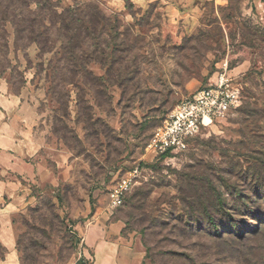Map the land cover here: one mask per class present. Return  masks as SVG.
I'll return each instance as SVG.
<instances>
[{"label": "rangeland", "instance_id": "rangeland-1", "mask_svg": "<svg viewBox=\"0 0 264 264\" xmlns=\"http://www.w3.org/2000/svg\"><path fill=\"white\" fill-rule=\"evenodd\" d=\"M61 1L94 3L92 12L109 19L96 32L109 46L100 39V48L77 50L90 55L84 70L54 86L53 67L62 82L68 62L61 43L49 52L17 45L9 28L0 76L39 113L45 165L17 182L28 195L14 220L15 256L2 244L0 264H74L83 228L103 216L123 223L122 237L144 248L145 264H264V0ZM223 75L240 87V104L187 150L147 153L177 104ZM137 167L138 182L112 207L110 189ZM0 175L16 186L11 173ZM219 203L241 232L229 225L224 236L210 234L209 215L226 218ZM83 256L95 259L92 250Z\"/></svg>", "mask_w": 264, "mask_h": 264}, {"label": "crops", "instance_id": "crops-1", "mask_svg": "<svg viewBox=\"0 0 264 264\" xmlns=\"http://www.w3.org/2000/svg\"><path fill=\"white\" fill-rule=\"evenodd\" d=\"M39 120V113L28 104L24 95L7 87L0 76V173H11L16 178L13 183L16 186L11 187L6 183L8 180L0 175V196L8 199L0 208V240L12 257L15 256L18 234L15 216L28 195L17 182L22 178H33L45 165L36 127ZM107 220L103 216L83 228L85 247L80 256H86V251L92 250L95 256L90 261L92 264H144L146 251L133 240L122 237L123 223H107ZM92 233L100 235V238L94 239Z\"/></svg>", "mask_w": 264, "mask_h": 264}, {"label": "trees", "instance_id": "trees-1", "mask_svg": "<svg viewBox=\"0 0 264 264\" xmlns=\"http://www.w3.org/2000/svg\"><path fill=\"white\" fill-rule=\"evenodd\" d=\"M83 7L88 8L90 12L93 11L92 9L97 8L94 3L90 2H76L75 7L62 8L61 0H0V41L4 40L0 51L4 47H8L9 42L6 35L8 37L10 35L9 28L13 31L15 43L24 47L37 43L43 52H49L51 49H48L47 46L50 43L60 42L61 48L68 53V62L62 67V69H65L62 82L57 80L61 75L57 66L53 67L51 72L52 76L54 75L52 84L59 86L62 83L63 85L72 83L71 76H74V74L71 73L76 68L81 69V71L84 70L85 62L81 58H90L85 49L83 55L78 57L77 50L85 48L84 46L92 47L95 45L99 47L97 45H99L100 42L98 41L100 39H102L101 42L105 45V48L109 46L107 38L100 37L101 34H98L99 38H97L96 34L99 26L108 23V17L100 16L95 12L87 13L83 10ZM93 39L97 41L91 43ZM57 64L60 63L57 61ZM118 78L123 83L126 80L123 73L122 75L119 73ZM220 205L219 203L217 206L221 208L226 218L218 222L209 215L210 226L208 229L212 232L210 234L224 236L220 232L229 225L236 227L241 232L243 223L233 217L232 211H228V208ZM258 206L260 207V204ZM256 213L254 215H257ZM0 249H3L1 241ZM75 264H92V262L81 255Z\"/></svg>", "mask_w": 264, "mask_h": 264}, {"label": "built area", "instance_id": "built-area-1", "mask_svg": "<svg viewBox=\"0 0 264 264\" xmlns=\"http://www.w3.org/2000/svg\"><path fill=\"white\" fill-rule=\"evenodd\" d=\"M241 100V89L229 78L221 76L215 86L200 87L182 99L163 124L153 132L147 153L153 158H168L189 148L201 132L223 120ZM139 167L129 171L110 189V205L114 208L124 204L128 193L138 182Z\"/></svg>", "mask_w": 264, "mask_h": 264}]
</instances>
